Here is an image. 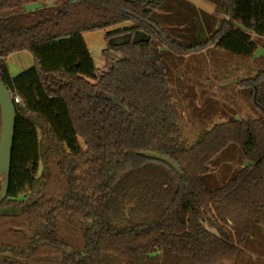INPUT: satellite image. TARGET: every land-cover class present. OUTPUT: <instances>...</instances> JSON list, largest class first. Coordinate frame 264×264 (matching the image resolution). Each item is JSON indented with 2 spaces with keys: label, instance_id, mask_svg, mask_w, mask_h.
<instances>
[{
  "label": "trees",
  "instance_id": "obj_1",
  "mask_svg": "<svg viewBox=\"0 0 264 264\" xmlns=\"http://www.w3.org/2000/svg\"><path fill=\"white\" fill-rule=\"evenodd\" d=\"M210 1L224 18L189 0H0V78L27 50L43 90L32 108L14 102L39 131L41 171L0 203V264H264V79L260 118L182 136L171 66L210 45L243 58L264 46V0ZM127 22L100 71L85 34ZM233 147L236 168L219 158Z\"/></svg>",
  "mask_w": 264,
  "mask_h": 264
},
{
  "label": "rangeland",
  "instance_id": "obj_2",
  "mask_svg": "<svg viewBox=\"0 0 264 264\" xmlns=\"http://www.w3.org/2000/svg\"><path fill=\"white\" fill-rule=\"evenodd\" d=\"M54 3L56 2L47 1L37 5V8ZM214 13L220 19L225 17L216 11ZM8 14H10L9 11L5 13V15ZM146 37L147 35L142 31L134 35L135 40ZM92 55L97 68L100 71L103 70L105 60L102 51L93 49ZM263 55V45L258 46L252 58L237 57L210 45L204 49H195L186 53L178 69L171 66L176 90L175 100L185 142L193 143L201 139L214 123L225 121L230 117L238 115L243 119H257L262 116L254 102L251 88L256 82L264 79V64L260 61ZM172 63L174 62L167 61L168 69ZM248 70L252 73L249 74ZM33 76L36 84H39L36 73ZM177 85L180 88H177ZM25 95L31 102L29 95ZM219 158L220 163L222 158L228 159V164L232 167H239L234 147L229 149L228 153L221 154ZM40 171L39 140L35 132L32 130L29 132L24 127V119L20 118L17 122L14 144L10 193L18 196L20 189L33 183V173H40ZM206 225L215 231L209 224L206 223Z\"/></svg>",
  "mask_w": 264,
  "mask_h": 264
},
{
  "label": "crops",
  "instance_id": "obj_3",
  "mask_svg": "<svg viewBox=\"0 0 264 264\" xmlns=\"http://www.w3.org/2000/svg\"><path fill=\"white\" fill-rule=\"evenodd\" d=\"M189 1L194 3L197 7L204 9L208 13H214L215 11V4L211 2L210 0H189ZM40 4L42 3H36L29 7H32V9L33 8L35 9L37 8V5H40ZM131 24L132 23L127 22L121 25L114 26L109 29L86 33L85 39H86L88 47L90 48L91 53L93 54V49L102 51L103 48H105L106 43H107L106 35L108 33L119 30L125 26H130ZM128 38L129 37L126 35H118V36L111 38L110 42L121 43L123 41H126ZM205 52L206 51H204V53ZM248 72L249 74L252 73V71H249V70ZM34 73H36L35 59L29 51L27 50L17 51L8 56L7 67H6V70L4 71L5 82L9 90L12 93L19 95L23 99L24 102L25 101L27 102V105L29 106V108H32L34 104L43 95V90H42L40 81H39V84H36V80L33 76ZM25 94L29 95L31 102H29V99L28 97H26ZM23 119H24V127L29 132L30 130L35 132L36 137L39 138V135H40L39 131L37 134L32 124H30L25 118Z\"/></svg>",
  "mask_w": 264,
  "mask_h": 264
},
{
  "label": "water",
  "instance_id": "obj_4",
  "mask_svg": "<svg viewBox=\"0 0 264 264\" xmlns=\"http://www.w3.org/2000/svg\"><path fill=\"white\" fill-rule=\"evenodd\" d=\"M0 105L2 109V126L0 136V203L9 195L14 159L15 134L17 130V109L8 86L0 78ZM145 158L164 162L180 172L177 163L170 157L154 152L140 151Z\"/></svg>",
  "mask_w": 264,
  "mask_h": 264
},
{
  "label": "built area",
  "instance_id": "obj_5",
  "mask_svg": "<svg viewBox=\"0 0 264 264\" xmlns=\"http://www.w3.org/2000/svg\"><path fill=\"white\" fill-rule=\"evenodd\" d=\"M13 99H14V102L17 104H23L24 103L23 99L17 94H13Z\"/></svg>",
  "mask_w": 264,
  "mask_h": 264
}]
</instances>
